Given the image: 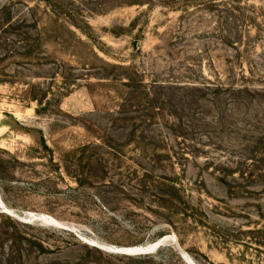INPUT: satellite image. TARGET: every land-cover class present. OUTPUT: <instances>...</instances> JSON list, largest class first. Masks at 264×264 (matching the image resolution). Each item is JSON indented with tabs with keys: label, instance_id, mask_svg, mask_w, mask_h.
Listing matches in <instances>:
<instances>
[{
	"label": "rangeland",
	"instance_id": "obj_1",
	"mask_svg": "<svg viewBox=\"0 0 264 264\" xmlns=\"http://www.w3.org/2000/svg\"><path fill=\"white\" fill-rule=\"evenodd\" d=\"M0 264H264V0H0Z\"/></svg>",
	"mask_w": 264,
	"mask_h": 264
},
{
	"label": "water",
	"instance_id": "obj_2",
	"mask_svg": "<svg viewBox=\"0 0 264 264\" xmlns=\"http://www.w3.org/2000/svg\"><path fill=\"white\" fill-rule=\"evenodd\" d=\"M125 253L127 254H135V255H139V254H144L147 253L149 251L148 247H141V248H135V249H129V250H123Z\"/></svg>",
	"mask_w": 264,
	"mask_h": 264
},
{
	"label": "bare ground",
	"instance_id": "obj_3",
	"mask_svg": "<svg viewBox=\"0 0 264 264\" xmlns=\"http://www.w3.org/2000/svg\"><path fill=\"white\" fill-rule=\"evenodd\" d=\"M7 208V207H6ZM43 218V217H42ZM157 244V243H156ZM152 245V244H151ZM150 246V245H149ZM148 246V247H149ZM141 247H145V246H133V247H128V248H123V249H127V250H129V249H135V248H141ZM122 253V252H121ZM131 255H133V254H131ZM188 262V261H187Z\"/></svg>",
	"mask_w": 264,
	"mask_h": 264
}]
</instances>
